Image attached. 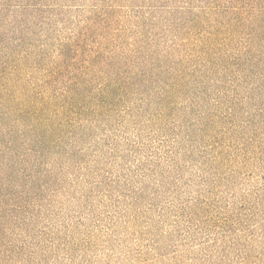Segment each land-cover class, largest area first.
<instances>
[{
	"label": "trees",
	"instance_id": "trees-1",
	"mask_svg": "<svg viewBox=\"0 0 264 264\" xmlns=\"http://www.w3.org/2000/svg\"><path fill=\"white\" fill-rule=\"evenodd\" d=\"M17 14L0 7V264H68L91 238L122 257L153 208L170 264H264V0L166 8V44ZM60 196L88 212L54 231Z\"/></svg>",
	"mask_w": 264,
	"mask_h": 264
},
{
	"label": "rangeland",
	"instance_id": "rangeland-1",
	"mask_svg": "<svg viewBox=\"0 0 264 264\" xmlns=\"http://www.w3.org/2000/svg\"><path fill=\"white\" fill-rule=\"evenodd\" d=\"M189 0H0V7H4V13L8 20L12 21L15 17L21 18L20 11H29L31 16L28 18L29 25L36 27L49 28L50 33L54 37L65 38L73 32L89 31L92 29L98 19L104 14L115 16L116 29L125 31L128 35L143 32H151V36H160L159 41L166 44V8H182ZM36 31V29H34ZM158 40V39H157ZM75 170L70 173L75 174ZM96 171L92 176L96 180H101L100 173ZM72 178V176L70 177ZM153 180H151L152 182ZM75 183V181H73ZM154 183L149 185L147 194L152 192L155 187ZM69 187V185H68ZM77 188V187H76ZM81 188V186H80ZM78 189V188H77ZM103 189L98 188L93 199V204H97L99 200V192ZM164 197L149 194L148 200L151 203H161L165 205L166 191L161 193ZM53 212L59 214V220L54 222L52 230H59L57 224L60 221L62 224L68 223L69 219L76 211L88 212L85 209L84 202L75 197V199H67L63 196L56 198V203ZM139 206L143 207L144 205ZM62 210V211H61ZM147 218L152 219V223L145 227L140 222L136 227V234L130 236V242H125L128 246L131 243V250H118L122 257L118 255L111 256L108 252V247L98 244L95 238H91L92 246L89 250L79 248L72 254V258L67 261L68 264H170L166 260L171 256L169 245L166 247V216L160 218L158 212L153 208L149 211ZM46 223L43 222L41 226ZM84 229L88 233L91 220H87ZM46 226V225H45ZM118 227V230H121ZM93 232V231H92ZM123 232V231H122ZM121 232V233H122ZM57 233V232H56ZM95 233V232H94ZM58 243L65 239V234H59ZM70 240L74 244H79L77 236ZM134 240V242H132ZM124 245V246H125ZM75 248V249H76ZM125 249V248H124ZM52 255L54 251L50 252ZM49 253L43 255L48 256ZM62 259V250L59 252ZM49 257V256H48Z\"/></svg>",
	"mask_w": 264,
	"mask_h": 264
}]
</instances>
